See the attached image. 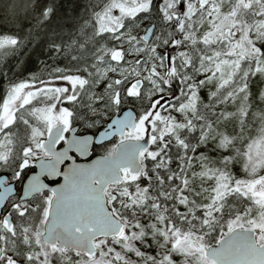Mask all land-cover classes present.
I'll list each match as a JSON object with an SVG mask.
<instances>
[{"label":"snow or ice","instance_id":"snow-or-ice-1","mask_svg":"<svg viewBox=\"0 0 264 264\" xmlns=\"http://www.w3.org/2000/svg\"><path fill=\"white\" fill-rule=\"evenodd\" d=\"M0 264H264V0H0Z\"/></svg>","mask_w":264,"mask_h":264},{"label":"flooded vegetation","instance_id":"flooded-vegetation-1","mask_svg":"<svg viewBox=\"0 0 264 264\" xmlns=\"http://www.w3.org/2000/svg\"><path fill=\"white\" fill-rule=\"evenodd\" d=\"M119 142V137H114L113 139H112V143L113 144H116V143H118Z\"/></svg>","mask_w":264,"mask_h":264},{"label":"trees","instance_id":"trees-1","mask_svg":"<svg viewBox=\"0 0 264 264\" xmlns=\"http://www.w3.org/2000/svg\"><path fill=\"white\" fill-rule=\"evenodd\" d=\"M39 67V64H37V68Z\"/></svg>","mask_w":264,"mask_h":264},{"label":"rangeland","instance_id":"rangeland-1","mask_svg":"<svg viewBox=\"0 0 264 264\" xmlns=\"http://www.w3.org/2000/svg\"><path fill=\"white\" fill-rule=\"evenodd\" d=\"M5 87L7 86V85H4Z\"/></svg>","mask_w":264,"mask_h":264},{"label":"water","instance_id":"water-1","mask_svg":"<svg viewBox=\"0 0 264 264\" xmlns=\"http://www.w3.org/2000/svg\"><path fill=\"white\" fill-rule=\"evenodd\" d=\"M114 137H112V139H113Z\"/></svg>","mask_w":264,"mask_h":264}]
</instances>
